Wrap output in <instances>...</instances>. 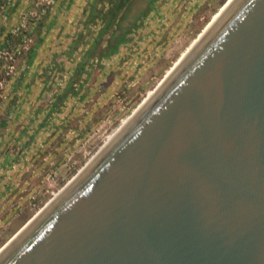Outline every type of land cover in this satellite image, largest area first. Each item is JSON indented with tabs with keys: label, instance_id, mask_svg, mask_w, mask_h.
<instances>
[{
	"label": "water",
	"instance_id": "95a60500",
	"mask_svg": "<svg viewBox=\"0 0 264 264\" xmlns=\"http://www.w3.org/2000/svg\"><path fill=\"white\" fill-rule=\"evenodd\" d=\"M231 19L0 264H264V0Z\"/></svg>",
	"mask_w": 264,
	"mask_h": 264
},
{
	"label": "rangeland",
	"instance_id": "374dc122",
	"mask_svg": "<svg viewBox=\"0 0 264 264\" xmlns=\"http://www.w3.org/2000/svg\"><path fill=\"white\" fill-rule=\"evenodd\" d=\"M93 1L0 0V249L181 79L243 0H128L109 25V3Z\"/></svg>",
	"mask_w": 264,
	"mask_h": 264
},
{
	"label": "bare ground",
	"instance_id": "6f19581e",
	"mask_svg": "<svg viewBox=\"0 0 264 264\" xmlns=\"http://www.w3.org/2000/svg\"><path fill=\"white\" fill-rule=\"evenodd\" d=\"M247 1V0H246ZM246 1L245 0H243L241 3H240V5H238V7L236 8V10L234 11V12H236L239 8H241V6H242V3L244 2V4L246 3ZM234 14V13H233ZM233 14H230V16H233ZM230 16H229V18H230ZM229 19H227L226 21H228ZM226 21H225V23H226ZM231 22V20H229V22L228 23H230ZM219 30V29H218ZM204 51V49L201 51V53ZM186 69V68H185ZM184 69V70H185ZM182 71L181 73H179L178 74V76L176 77V78H178V77H180V78H182L181 77V75H184L185 73H186V70L185 71ZM175 78V79H176ZM179 79V78H178ZM154 102V101H153ZM154 104L152 103L151 105H149L148 106V108L147 109H149V108H151L152 106H153ZM146 109V110H147ZM146 110H144L145 112H146ZM144 111H143V113H144ZM142 112H141V114L135 119V121H133L131 124H130V126L132 125V124H134L141 116H142V114H143ZM130 126H128V127H130ZM124 132V131H123ZM122 132V133H123ZM120 136V135H119ZM118 138V137H117ZM116 138V139H117ZM116 139L112 142V144L116 141ZM111 146V144L109 145V146H107L103 151H101L90 163H89V165L88 166H90L106 149H108L109 147ZM84 172V171H83ZM82 174V173H81ZM81 174H79V176L81 175ZM78 176V177H79ZM77 176L76 177H74L70 182H74L77 178H78ZM69 182V183H70ZM69 183L66 185V186H64L63 188H64V190H62V192H60L52 201H50L51 203L56 199V198H58L70 185H69ZM69 185V186H68ZM50 203V204H51ZM47 204V203H46ZM49 204V203H48ZM46 205L45 207H43L35 216H33L32 217V219H30V221L29 222H27L21 229H19L18 230V232L10 239V241H8L1 249H0V252L7 246V245H9L25 228H27L49 205Z\"/></svg>",
	"mask_w": 264,
	"mask_h": 264
},
{
	"label": "trees",
	"instance_id": "16d2710c",
	"mask_svg": "<svg viewBox=\"0 0 264 264\" xmlns=\"http://www.w3.org/2000/svg\"><path fill=\"white\" fill-rule=\"evenodd\" d=\"M99 1L103 2L104 0H94L93 3L91 4L92 7H94L96 3H99ZM105 1H107L109 3L108 9L106 10V12L104 14V18H105V22H106L105 24L106 25L111 24L112 20L120 21L122 16L118 17L117 13H118L120 7L122 5H125L126 1H128V0H105ZM150 1L151 0H149V2Z\"/></svg>",
	"mask_w": 264,
	"mask_h": 264
},
{
	"label": "flooded vegetation",
	"instance_id": "af4514ba",
	"mask_svg": "<svg viewBox=\"0 0 264 264\" xmlns=\"http://www.w3.org/2000/svg\"><path fill=\"white\" fill-rule=\"evenodd\" d=\"M47 2H49L50 0H46Z\"/></svg>",
	"mask_w": 264,
	"mask_h": 264
}]
</instances>
